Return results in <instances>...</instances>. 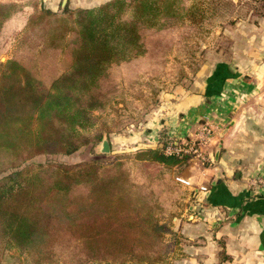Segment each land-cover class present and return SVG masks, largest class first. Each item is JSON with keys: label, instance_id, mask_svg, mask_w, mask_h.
Here are the masks:
<instances>
[{"label": "trees", "instance_id": "obj_1", "mask_svg": "<svg viewBox=\"0 0 264 264\" xmlns=\"http://www.w3.org/2000/svg\"><path fill=\"white\" fill-rule=\"evenodd\" d=\"M38 1L0 0V30L33 9L19 49L0 62V264L12 249L26 264L153 263L165 254L166 208L165 183L150 167L184 156L156 147L107 166L30 160L100 140L99 131L79 132L93 124L91 111L122 95V81L137 89L163 76L171 50L206 30L217 8L209 0H107L54 12Z\"/></svg>", "mask_w": 264, "mask_h": 264}, {"label": "crops", "instance_id": "obj_2", "mask_svg": "<svg viewBox=\"0 0 264 264\" xmlns=\"http://www.w3.org/2000/svg\"><path fill=\"white\" fill-rule=\"evenodd\" d=\"M236 23L252 27L238 33L240 42L233 52L238 60L202 72L203 81L176 98L182 104L177 109L182 113L180 123L173 122L171 110L172 124L162 118L158 122L156 115L142 134L147 140L142 147L156 148L163 125H169L166 134L195 138L190 129L200 120L214 117L221 125L228 120L225 130L218 123L211 125L215 134L209 147L214 157L210 166L193 162L178 171L179 164H159L171 170L167 188L174 186L175 192L179 185L190 189L185 196L171 197L177 204L188 203L172 210L176 212L171 227L179 238L175 264H264V17H246ZM241 96L251 100L238 108ZM187 122L190 127L183 129ZM176 177L187 183L177 182ZM252 177L259 182L250 187Z\"/></svg>", "mask_w": 264, "mask_h": 264}, {"label": "rangeland", "instance_id": "obj_3", "mask_svg": "<svg viewBox=\"0 0 264 264\" xmlns=\"http://www.w3.org/2000/svg\"><path fill=\"white\" fill-rule=\"evenodd\" d=\"M105 1L107 0H39L38 7L60 12L65 6L69 9L86 8L97 6ZM209 1L212 8H217V15L209 21V26L206 30L193 34L191 38L179 43L171 50L166 58L163 76L150 81L147 86L141 85L137 89L125 87L126 84L122 81V85L125 88L122 90V95H115L104 109L91 111L93 124L84 129H79V132L90 136L99 131L101 134L100 140L88 142L67 154L37 155L30 162L34 164L58 163L72 166L81 162L94 161L100 166H107L116 158H122L125 155H129V160H133L139 151L150 149L142 147L147 142L144 138L146 136L142 134L146 128V123L153 116L157 115L158 122L159 118H162L172 124L170 122V112L172 110L175 114L173 122L176 125L180 123L182 121L180 119L182 113L177 111V109L182 104L181 102L177 103L178 100L176 98L178 96L181 97L187 90H193L196 87V83L203 81L202 72H207V70L212 69V66L222 62H229L231 66L238 60L233 57V52L238 49L240 42L237 41L238 33L246 32L248 28H252L251 26H245L244 23L238 25L236 23L238 19L264 17V3L262 0ZM218 5L220 7H217ZM32 11L31 7H24L20 14L15 15L3 25L0 30V62H5L12 58L14 52L19 49L18 41L23 35L25 20ZM243 60L245 59H241V61ZM176 73H182V77L178 78ZM248 99L249 101L251 100V98ZM249 101L241 96L237 103L238 108ZM212 119L214 121V117ZM212 119L209 117V119L200 120L194 124L196 126H193L190 132L195 133V138L187 137L184 134L180 135L179 133L178 135L175 134V136L166 134L169 125H163L159 130V143L155 147L163 148L166 154H176L167 152L168 146L176 147L178 151L176 155L184 156L178 165V171L189 167L193 162H196L201 167L210 166L214 162L212 151L209 148L210 142L206 144L200 143L198 133L202 127H208L213 139L215 128L213 130L211 125L218 123L217 125L222 126L223 130L228 127V120L222 121L223 125H221L220 121L218 122V118L210 123ZM187 127H190V122H187L186 127H183V129ZM220 137L219 135L218 141H220ZM103 141L105 144H103ZM216 145H214L213 149H215ZM193 149H196V151ZM150 171L152 172V177L164 183H167L166 179H169L172 175L169 167L159 164H152ZM257 180L256 177L250 178L248 182L250 187L258 184L259 181ZM172 187L167 188L165 186L163 189L162 194L165 199L163 208H166V211L159 219L160 223L164 224L166 228V232L163 233L165 254L159 260L146 264H175L174 255L178 254L176 239L179 238L173 234L174 230L171 227V221L176 212V210H172L178 208L177 206L180 203L177 204L176 201H172L171 197L173 195L185 196L190 189L182 188L179 185L178 191L175 192ZM167 192L169 193L166 195ZM182 204L180 205L181 208H185L188 203ZM175 232L177 233L176 230ZM1 264H26V256L14 249L8 250ZM88 264L108 263L92 261ZM124 264L136 263L126 262Z\"/></svg>", "mask_w": 264, "mask_h": 264}, {"label": "built area", "instance_id": "obj_4", "mask_svg": "<svg viewBox=\"0 0 264 264\" xmlns=\"http://www.w3.org/2000/svg\"><path fill=\"white\" fill-rule=\"evenodd\" d=\"M198 138L200 140V143H202V144H206V143L210 142L212 139L210 129L208 127H202L198 133ZM193 150L196 151V149H193ZM167 152L178 154L176 147H173V146H168ZM175 180L179 183H187L186 181H184L180 177H176ZM200 189L205 190L204 187H201Z\"/></svg>", "mask_w": 264, "mask_h": 264}, {"label": "water", "instance_id": "obj_5", "mask_svg": "<svg viewBox=\"0 0 264 264\" xmlns=\"http://www.w3.org/2000/svg\"><path fill=\"white\" fill-rule=\"evenodd\" d=\"M103 144H105L104 141H103Z\"/></svg>", "mask_w": 264, "mask_h": 264}]
</instances>
